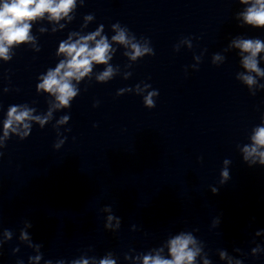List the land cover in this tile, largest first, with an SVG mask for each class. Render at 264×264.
Returning a JSON list of instances; mask_svg holds the SVG:
<instances>
[{
  "label": "clouds",
  "instance_id": "1",
  "mask_svg": "<svg viewBox=\"0 0 264 264\" xmlns=\"http://www.w3.org/2000/svg\"><path fill=\"white\" fill-rule=\"evenodd\" d=\"M86 0H80L81 6H84ZM239 3L246 6V9L239 15L243 20V24L255 29H264V0H239ZM77 6V0H0V58L5 61L11 59L8 55L9 47L33 41L35 37L30 35V31L37 19H42L45 14L52 21L59 22L64 18L73 19L70 15ZM85 20H92L94 15L88 14L84 16ZM65 25H61L64 27ZM113 29H119V22L111 25ZM104 25L87 35H80L78 32H72L68 38L62 40L56 51L57 56L63 57L54 68H49L45 73L38 77L36 85L37 91H43L55 96L58 103L55 107H70V101L77 95L78 89L74 87L72 81L80 82L84 77L89 76L92 72L94 64H107L110 56V44L107 36H102ZM44 31V29H41ZM73 36L78 39L73 40ZM100 37V39H97ZM112 40L120 44L128 45L130 43L125 29H120ZM94 42V46H93ZM231 47L239 50L242 55V65L245 69L244 73L239 74V79L247 84L250 88L257 85L256 77H264V69L259 66V57L264 52V40L260 38H237L232 40ZM131 59L135 60L145 54L155 55L153 49L142 47L139 43H131ZM220 56H215L214 60H219ZM255 73V76L252 75ZM112 75V68L109 67L97 76V80L105 81ZM264 88V84L258 85ZM155 92L149 93L145 98V104L149 107L154 106L152 96ZM33 110L23 105H12L8 108L7 118L3 123L4 138L9 136V132H17L14 125H23L24 129H29L30 125L25 121L35 120L43 126L51 116L48 115L41 118L33 116ZM68 119L67 116L62 117L60 123ZM250 136V144H245L242 148L243 161L249 167L254 165L264 166V114L261 116V123L252 129ZM2 155V153H0ZM228 161H225L227 164ZM223 179L221 183L226 182L230 177L228 170L222 171ZM213 194L218 193V189H213ZM110 214L104 223V228L108 231L117 232L121 226V219L112 214L110 206L104 209ZM113 221L115 223L113 224ZM219 218H215L212 222L213 227H218ZM29 223L26 227H31ZM135 227V226H133ZM192 231H180L175 235H171L162 247L152 248L146 253H138L135 255L125 254L124 259L131 261L132 264H199L198 258L203 260V264H212L208 257V253L204 251V242L199 240ZM6 241H11L12 233L9 230L4 232ZM261 232L257 231L255 236H260ZM20 240L27 241L29 248H34L38 252L35 256H29V264H39L43 254L40 253L41 244L33 243L29 233L25 230L20 232ZM4 246V242H0V249ZM165 248L167 254L165 255ZM91 250V249H90ZM13 253L19 251V247L12 249ZM234 251L240 256L246 255L240 248ZM219 259L227 260L228 264H243V260L230 256L226 250H218ZM264 253V247L257 244L251 248V256L258 257ZM16 264H23V260H17ZM44 264H53L52 260H45ZM55 264H117V257L111 251L105 253L102 257L87 256L82 254L79 258L65 261L59 259Z\"/></svg>",
  "mask_w": 264,
  "mask_h": 264
}]
</instances>
